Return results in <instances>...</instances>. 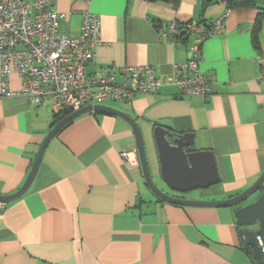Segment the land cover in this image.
<instances>
[{
  "label": "crops",
  "instance_id": "crops-1",
  "mask_svg": "<svg viewBox=\"0 0 264 264\" xmlns=\"http://www.w3.org/2000/svg\"><path fill=\"white\" fill-rule=\"evenodd\" d=\"M253 1L231 9L223 30L201 43L207 95L184 96L167 82L131 101L101 102L136 120L153 156L156 125L192 132L191 149L213 152L218 183L186 198L234 196L264 169V19L256 46L251 32L264 0ZM224 8L211 1L202 9L201 0L56 1L65 14L62 33L80 31L83 9L100 20L102 43L88 72L107 64L152 65L160 78L187 61L193 41ZM172 20L183 24L181 38L163 35ZM9 82L19 87L17 76ZM53 116L50 105L34 106L22 96L0 98V195L22 185ZM132 149L134 134L119 116L87 112L64 125L48 142L27 191L0 201V264H255L234 217V209L253 197L219 207L159 201L144 182L139 159L130 166L121 159L123 150Z\"/></svg>",
  "mask_w": 264,
  "mask_h": 264
},
{
  "label": "built area",
  "instance_id": "built-area-1",
  "mask_svg": "<svg viewBox=\"0 0 264 264\" xmlns=\"http://www.w3.org/2000/svg\"><path fill=\"white\" fill-rule=\"evenodd\" d=\"M57 0H0V98L22 96L34 106L50 105L53 114L73 111L103 101H131L136 94L149 93L162 84L178 86L181 95L205 96L209 82L199 69L200 47L204 38L223 30L231 8L225 4L212 27L201 33L191 47L186 62L174 68L172 76L160 78L152 65L116 67L107 64L87 71L94 63V49L102 43L100 20L89 9L81 11V27L76 34L59 31L64 13L56 9ZM194 28V23H188ZM180 25L172 20L163 33L176 38ZM264 67V58L260 61ZM183 68L185 72L178 73ZM121 80L117 79V74ZM17 76L19 87H10ZM127 165L138 164L137 150H123ZM264 258V241L258 238Z\"/></svg>",
  "mask_w": 264,
  "mask_h": 264
},
{
  "label": "water",
  "instance_id": "water-1",
  "mask_svg": "<svg viewBox=\"0 0 264 264\" xmlns=\"http://www.w3.org/2000/svg\"><path fill=\"white\" fill-rule=\"evenodd\" d=\"M87 112H105L124 119L134 134L139 165L144 182L151 193L163 202L181 206L219 207L235 205L253 199L234 209L237 232L244 248H251L255 264H264L258 238L264 241V169L257 179L238 194L222 200H202L174 196L165 192L153 181L148 165L145 142L136 120L130 115L105 104H88L71 111L50 127L42 139L30 170L22 185L13 193L0 195V201H10L27 191L40 165L44 150L50 139L68 122ZM152 139L157 159L158 176L164 186L176 193L204 189L219 181L213 152L209 149L193 150L192 132H171L156 125Z\"/></svg>",
  "mask_w": 264,
  "mask_h": 264
},
{
  "label": "trees",
  "instance_id": "trees-1",
  "mask_svg": "<svg viewBox=\"0 0 264 264\" xmlns=\"http://www.w3.org/2000/svg\"><path fill=\"white\" fill-rule=\"evenodd\" d=\"M202 1V9H205V7L211 2V1H219L222 2L221 0H201ZM225 3L228 7H230L231 9H233L234 7L237 6H253L254 5V1L253 0H225ZM264 19V7L260 8V10L257 13V17L254 21V24L252 26V43L256 46L257 45V32L260 26V22L261 20ZM177 23L180 25V27H184L183 24L179 23L177 21ZM209 30V28H208ZM185 31H181L178 32V38H181L182 35L184 34ZM71 111L65 110L62 111L58 114H53L54 118L53 121L51 123V126L54 125L56 122H58L61 118H63L65 115H67L68 113H70ZM157 198V197H156ZM158 199V198H157ZM159 201H162L160 199H158ZM249 253L251 252L250 249H248Z\"/></svg>",
  "mask_w": 264,
  "mask_h": 264
},
{
  "label": "rangeland",
  "instance_id": "rangeland-1",
  "mask_svg": "<svg viewBox=\"0 0 264 264\" xmlns=\"http://www.w3.org/2000/svg\"><path fill=\"white\" fill-rule=\"evenodd\" d=\"M151 143L149 144H145V149H146V155H147V160H148V165H149V168H150V172L153 176V181L155 182V184L157 186H159L160 188H164V184L163 182L161 181V179L159 178L158 176V172H157V159H156V155H152V148H151ZM154 145V144H153ZM156 169V173L155 174V170ZM191 193V192H189ZM193 194V193H192Z\"/></svg>",
  "mask_w": 264,
  "mask_h": 264
},
{
  "label": "flooded vegetation",
  "instance_id": "flooded-vegetation-1",
  "mask_svg": "<svg viewBox=\"0 0 264 264\" xmlns=\"http://www.w3.org/2000/svg\"><path fill=\"white\" fill-rule=\"evenodd\" d=\"M165 192H167L168 194H171V195H174V196H179V197H183V198H186L187 196V193H176V192H173V191H170L169 189H165V188H162Z\"/></svg>",
  "mask_w": 264,
  "mask_h": 264
}]
</instances>
